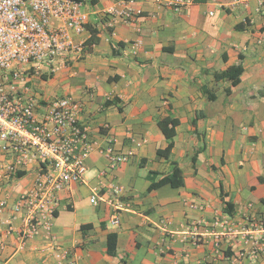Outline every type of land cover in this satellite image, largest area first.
Masks as SVG:
<instances>
[{
    "label": "crops",
    "instance_id": "1",
    "mask_svg": "<svg viewBox=\"0 0 264 264\" xmlns=\"http://www.w3.org/2000/svg\"><path fill=\"white\" fill-rule=\"evenodd\" d=\"M123 1L136 17L108 26L107 9ZM82 2L88 20L74 38L85 40L83 55L65 57L66 65L56 72L45 67L43 78L31 82L33 91L42 101L80 100L81 122L91 139L106 145L115 138L117 148L134 154L111 168L103 153L92 152L85 181L59 193L52 227L56 242L75 264H264V252L254 261L241 257L246 245L239 236H221L223 255L203 226L200 244L183 239L201 217L229 215L226 201L234 204L229 216L239 228L264 212V11L257 0H190L180 12L155 0ZM137 40L141 44L134 50ZM238 64L244 68L238 84L215 78ZM163 117L180 120L169 159L157 155L168 144L158 124ZM173 161L183 169L185 184L149 190L150 177L168 174ZM33 176L27 173L12 184L13 200ZM110 183L124 188L119 207L107 200L91 204L94 187L117 200ZM191 202L207 207L193 209ZM11 213L5 209L0 221ZM114 215L119 224L111 222ZM14 225L15 232L0 237L6 243L0 264H69L56 258L45 232L18 249L21 218ZM111 232L117 234L114 255L108 253Z\"/></svg>",
    "mask_w": 264,
    "mask_h": 264
},
{
    "label": "built area",
    "instance_id": "2",
    "mask_svg": "<svg viewBox=\"0 0 264 264\" xmlns=\"http://www.w3.org/2000/svg\"><path fill=\"white\" fill-rule=\"evenodd\" d=\"M180 12L190 0H155ZM248 0H236V2ZM107 9L108 26L118 22L129 23L137 13L123 1ZM264 11V0H257ZM88 12L83 2L77 0H0V213L11 208L9 217L0 221V237L16 231L14 221L21 218L23 225L17 230L18 249L41 232L50 236L49 245L59 261L69 259L75 264L70 252L62 248L52 234V227L60 206L59 193L72 182H84L87 158L99 150L109 160L110 167L129 161L131 149L122 152L112 138L106 145H99L90 137V128L81 122L83 103L71 96L41 100L33 91L31 82L41 78L45 67L50 72L66 65L70 55L81 57L85 40L76 41L74 35L85 31ZM141 44L133 43L134 50ZM109 127V125H105ZM135 144L139 140L133 138ZM34 176L29 186L13 200L12 184L27 173ZM19 173H22L19 176ZM104 171L102 174H105ZM115 196L106 198L98 187L92 189L89 201L93 205L107 200L119 207L123 186L110 183ZM193 209L204 211L205 204L191 202ZM119 224L118 215L111 219ZM204 234L215 235L214 248L218 255L224 251L221 236H239L246 245L241 257L254 261L264 252V212L250 216L241 227L229 215L219 214L212 219L201 217L183 234L196 245L200 227ZM6 243L0 239V249ZM231 264H238L233 261Z\"/></svg>",
    "mask_w": 264,
    "mask_h": 264
},
{
    "label": "trees",
    "instance_id": "3",
    "mask_svg": "<svg viewBox=\"0 0 264 264\" xmlns=\"http://www.w3.org/2000/svg\"><path fill=\"white\" fill-rule=\"evenodd\" d=\"M77 1H83V0H77ZM93 41L94 38L89 40V42H93ZM243 71L244 68L241 64L232 65L228 67L226 70L216 73L215 78L217 80L228 79L231 81L233 85H236L241 81V75L243 74ZM227 90L229 91V89ZM115 101L116 100L109 102L107 101V103H114ZM179 123L180 120L178 118L163 117L159 119L158 124L168 142L167 146L164 149H158L157 155L159 157H164L166 159L170 158L172 149L174 148L175 145V136L177 134L176 127L178 126ZM194 159H196V157H194ZM21 175L22 173H19V176ZM150 178H151V184L149 186V190L159 188L166 184H169L172 187H176V188L185 184L184 171L176 161H173L172 170L168 174L163 175L159 179L152 178V176ZM234 209L235 208L232 201H226L224 211L229 215H233ZM116 248H117V234L111 232L108 234V253L114 255L116 253Z\"/></svg>",
    "mask_w": 264,
    "mask_h": 264
},
{
    "label": "rangeland",
    "instance_id": "4",
    "mask_svg": "<svg viewBox=\"0 0 264 264\" xmlns=\"http://www.w3.org/2000/svg\"><path fill=\"white\" fill-rule=\"evenodd\" d=\"M43 74H44V73H42L41 78H43ZM34 87H35V85L33 86V89H34Z\"/></svg>",
    "mask_w": 264,
    "mask_h": 264
}]
</instances>
